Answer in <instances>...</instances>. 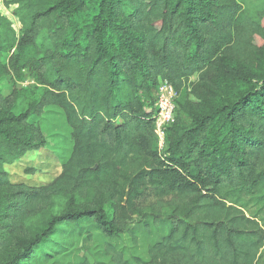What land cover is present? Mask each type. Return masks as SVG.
<instances>
[{"label": "trees", "instance_id": "obj_1", "mask_svg": "<svg viewBox=\"0 0 264 264\" xmlns=\"http://www.w3.org/2000/svg\"><path fill=\"white\" fill-rule=\"evenodd\" d=\"M6 5L19 30L0 12V264L29 263L37 251L51 260L84 236L115 242L106 252L113 264H256L264 234L242 209L264 213V72L257 87L235 101L216 96L205 112L186 84L199 75L212 91L228 72L224 61L244 67L256 38L264 43V8L252 14L245 0ZM24 71L40 87L22 106L2 83L22 81ZM162 80L184 97L160 151ZM51 107L71 129L72 152L50 183H13L5 166L47 145L31 119ZM152 188L157 199L143 209L138 201ZM126 235L149 240L148 258L118 248Z\"/></svg>", "mask_w": 264, "mask_h": 264}, {"label": "rangeland", "instance_id": "obj_2", "mask_svg": "<svg viewBox=\"0 0 264 264\" xmlns=\"http://www.w3.org/2000/svg\"><path fill=\"white\" fill-rule=\"evenodd\" d=\"M245 2V7L252 14L264 8V0H245ZM0 12L11 17L15 28L19 30V24L8 9L6 0H0ZM253 46L254 51L252 55L242 63L244 67L232 61H224V68L228 72L224 76L219 75V77L213 79L214 83L212 84L215 88L213 87L212 91L206 85L200 86L199 75H195L186 84V93L188 94L189 101L194 104H200L199 110L205 112L210 110V101L214 100L216 96H218L215 99L216 103L220 100V97H223L225 101H235L244 90L257 87L264 72V43L257 37ZM24 72L22 81L15 79L14 76L10 78L9 75L2 83V89L5 94L15 91L20 92L19 96L22 106L28 100L27 98L31 96L34 89L40 87L32 72ZM212 75L213 72L205 73L204 77L209 81ZM193 84H196V86L193 87ZM217 85H220V88ZM214 89L217 95L214 94ZM183 97L184 92L178 94V101H182ZM31 121L40 126L44 131L47 137V145L39 151L26 154L22 160L13 165L5 166V171L13 183H23L28 186L38 187L50 183L61 173L63 165L67 162L72 152L73 140L71 129L67 125L62 111L57 107L48 108L41 118H32ZM165 147L166 144L159 147V150L163 151ZM147 193H149V196L146 194V196L140 198L138 201V205L143 207V209L152 200L157 199V190L152 188ZM256 210L257 208L254 206L242 209L247 218L257 222L258 225H254V228L261 229L264 234V213L259 218H255L254 214ZM134 218L137 220L136 215ZM114 243L113 241L104 239L102 236H96L92 241L87 240L84 236L76 240L71 248L54 259L45 261L41 252L37 251L33 260L26 264H113L111 257L106 252L109 244ZM148 244L149 240H145L139 236L138 243L136 244L132 237L126 235L117 245L118 248L125 247V249L132 253L131 255L148 258ZM256 264H264V247L259 253Z\"/></svg>", "mask_w": 264, "mask_h": 264}, {"label": "built area", "instance_id": "obj_3", "mask_svg": "<svg viewBox=\"0 0 264 264\" xmlns=\"http://www.w3.org/2000/svg\"><path fill=\"white\" fill-rule=\"evenodd\" d=\"M177 96L174 87L167 80H162L156 103L158 114L155 118V130L159 139V147L165 144L166 128L175 122Z\"/></svg>", "mask_w": 264, "mask_h": 264}]
</instances>
